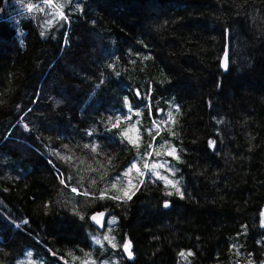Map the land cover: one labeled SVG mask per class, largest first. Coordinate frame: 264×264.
I'll use <instances>...</instances> for the list:
<instances>
[{
	"label": "trees",
	"instance_id": "16d2710c",
	"mask_svg": "<svg viewBox=\"0 0 264 264\" xmlns=\"http://www.w3.org/2000/svg\"><path fill=\"white\" fill-rule=\"evenodd\" d=\"M6 1L0 0V224L12 227L20 241L12 256L0 254V264L26 247L35 249L43 264H113L110 257L117 264H259L264 0H153L164 8L158 12L148 6L136 10L135 0H72L55 10L29 0L45 10L34 11L35 33L26 47L5 11ZM56 11L68 19L55 18ZM251 78L263 81L254 84ZM51 95L58 96L56 105L44 102ZM63 100L70 108H58ZM72 103L79 110L84 106L75 122L79 110ZM112 110L115 117L130 119L112 128L107 119ZM21 119L26 129L15 131ZM81 119L95 124L85 130L96 136L88 139L89 147L78 137L80 131L86 136ZM69 123L71 129H64ZM131 125L139 129V149L121 134ZM61 133L82 150L71 169L60 159L68 153L55 150ZM129 135L135 139L137 133ZM150 143L171 162L168 178L179 181L183 197L165 181L133 171L131 199L106 197L83 205L108 209L117 220L110 234H117V246L92 247L87 225L103 230L91 219L81 222L57 197L59 167L79 174L75 187L92 191V178L100 174L109 180L131 162L140 163ZM170 148L178 160L165 154ZM6 236L0 246L7 245L10 232ZM128 242L130 258L122 247ZM182 250H192L187 263Z\"/></svg>",
	"mask_w": 264,
	"mask_h": 264
},
{
	"label": "rangeland",
	"instance_id": "374dc122",
	"mask_svg": "<svg viewBox=\"0 0 264 264\" xmlns=\"http://www.w3.org/2000/svg\"><path fill=\"white\" fill-rule=\"evenodd\" d=\"M95 3V0H92ZM31 3L29 0H7L5 3V11L9 14H11L9 17L12 18V21L14 22V25L16 27L17 30V35L19 37V41L20 44L23 45L24 47H26L30 41V36L32 34H34V27L37 23V16L35 12H28L27 11V4ZM53 3H55V0H53ZM64 4L66 3V0H59L58 4ZM38 4V3H35ZM96 4V3H95ZM134 8L136 10L139 11H143L144 9H148L152 10L153 12H158L161 11L164 8H161V5L156 4L153 0H147V1H137L135 0V3H133ZM101 6V5H100ZM168 6H165V8H167ZM102 8V6H101ZM98 9V8H97ZM100 11V9H98ZM105 77V75L103 74L101 76V80H103ZM258 79V78H257ZM255 78H251L250 81L254 84H256L259 81H263L262 78H260L259 80H257ZM262 79V80H261ZM70 80H73L72 78H70ZM264 82V81H263ZM95 91L90 92L86 97H85V101L84 104L88 103L91 98L94 96ZM78 95V93L76 94V96ZM53 96H46L44 99V102L49 103L50 105H56L55 102H53V100H56L58 102V96H54V98H52ZM83 99V97L80 96V100ZM66 107V108H70L69 105V101L63 100L61 103H58V108L62 109V107ZM71 108H73L74 110H79V107L77 106V104L74 105V103H72ZM83 103L82 105H80V109L74 116H73V121L75 122L76 118L78 121L79 117L81 116V111L83 113ZM64 109V108H63ZM116 112V110H112L107 112V119L109 120V117H111L112 123H115L116 117L113 115ZM81 122L84 123L85 127L82 125V129L85 132L86 127H93L95 128V124H91L89 126H87V122L83 119L80 120ZM18 126L16 127L15 131H20L22 132L23 129L25 130L26 127L23 124V120L21 119L18 122ZM64 129H71L70 123L64 128ZM41 131L44 133V130L41 128ZM66 131H63V133H65ZM82 132L80 131L78 134L79 138H85L86 140V145H91L92 142L90 140H88L90 137L94 138L95 133L93 132V130L91 128H88V133H86V136H83L81 134ZM91 133V134H89ZM60 135H62L60 137L59 140H55V150H62L63 152H66L68 154H62L60 156V159L67 164L68 168L71 169L76 161L78 160L77 157V153L82 152V150L78 147V145L76 144V142L71 139V137L67 138V140H65V137L63 136V134L61 133ZM97 135L99 136V134L97 133ZM40 138V136H39ZM19 138L15 137L14 141H18ZM34 143V142H33ZM45 143V142H44ZM35 144V143H34ZM51 147L49 146L47 148V152H51ZM72 153V154H71ZM182 155V154H181ZM68 157H70L71 159H68ZM181 158L183 159V156H181ZM164 161H168V167L171 168V162L168 160L167 157H165L163 154L161 155V157H152V159L150 160L151 162H158V163H162ZM81 164H83V162H81ZM59 167V166H58ZM59 171L61 173L62 179L65 181L64 184L61 183L60 187H59V191H58V195L57 197L59 199H61V201H63L66 205H68L69 208H67L71 213H74L76 215V217L81 221V222H86L87 219H91L92 217V207L90 208H86L83 205H90V204H95L96 202H98L99 200H104L106 197H111L114 195H122V194H118L114 191H112L113 189L111 188V184L113 182H115V178L118 176H121V174L124 172H120L117 173L116 175H114L112 178H110L109 180H105L104 175H100L97 174V176H95L94 178H92L90 181V183L92 184V191H86L83 190L84 192H88L89 195L85 196L83 194H79V193H84L82 192V190H80L79 188L75 187L77 186L76 182L79 181L80 176L79 174L76 173H70V171L67 173H65L62 169H60L59 167ZM145 173H147V170H144ZM158 171H160L161 175L167 176L169 174L172 173V171H167L166 169H158ZM145 176H149L151 178L154 179H158L157 177H155L154 175H145ZM130 177H122V182L123 184L127 183V180L130 179ZM132 179V178H131ZM70 180L73 181L74 184L73 185L70 183ZM101 181V186L100 188H102L103 190L97 191V193L95 192V188L98 187L97 182ZM133 184L136 185V180L133 178ZM76 181V182H75ZM93 181H95V183H93ZM67 185V186H65ZM181 191V186L177 185ZM75 187L78 189V193H74L71 191V189ZM108 190V196H106L105 198L101 199L100 198V193L104 190ZM78 197H84L87 200H76ZM124 199V198H122ZM92 208V209H91ZM72 209V210H71ZM10 220H12L9 217ZM114 221V222H113ZM117 225V220L115 217H113L112 215L109 216V218L107 219L106 224L100 228L103 231L101 233L99 232H94L92 231L91 227L89 225H87L86 227V235L90 240V243L92 245V247L98 245L96 243V239H100L101 243H99V245H102L104 243H108L106 240L103 239V237L105 235H109L110 237H114L116 240V236L117 234L111 236V232L113 231V229L116 227ZM261 226L262 228L259 230L257 229V235L259 234V232H262V240L257 243V247L256 250L258 251V254H260L263 258L262 261L259 264H264V206L262 208V221H261ZM0 227H2V229L0 228V240L2 243L6 244L7 242V236L6 233L10 232L11 237L8 240V243L6 246H0V254L2 256H5L6 254L9 256H12L14 252L17 251L16 245L19 243L20 241V236L19 235H14L15 234V230L12 227H8L6 226V224H0ZM14 235V236H13ZM109 244V243H108ZM241 251V250H240ZM29 253H31V255H29ZM38 253L35 249L33 248H29L26 247L23 251V254L21 256H17L13 259L12 262H3L1 264H43L39 257L37 256ZM184 253V256H181V261L182 262H188L191 255H192V250H182L180 252ZM188 253H191V255H188ZM242 253V252H241ZM125 255L128 256L127 252H125ZM133 255V254H132ZM129 257V256H128ZM132 257V256H131ZM130 258V257H129ZM111 261L113 262V264H117L116 260L114 258H111ZM180 261V260H179ZM217 264H221L218 263V261L216 262ZM106 264V262L104 263ZM239 264H243L241 261Z\"/></svg>",
	"mask_w": 264,
	"mask_h": 264
},
{
	"label": "snow or ice",
	"instance_id": "6c2138e0",
	"mask_svg": "<svg viewBox=\"0 0 264 264\" xmlns=\"http://www.w3.org/2000/svg\"><path fill=\"white\" fill-rule=\"evenodd\" d=\"M72 2V0H66V3L70 4ZM41 4L43 5H47L49 8L52 9H62L64 7V4H54L53 0H41ZM41 4H32V3H28L27 4V11L28 12H44V7L41 6ZM55 18L58 19H63V20H67L68 16L63 12V11H56L55 12ZM48 24H51V20H49L47 22ZM41 35H43V33H41ZM225 67H227V57H225ZM125 103L127 104V98H125ZM129 107H131L129 105ZM136 115H140V113H136ZM126 119H130L129 118H124V120ZM124 120H122L121 117L117 116L116 117V121L115 123H112V128H119L120 124L122 122H124ZM109 122H111V117H109ZM165 124L167 122H164ZM159 125H156V135H159ZM129 131H135L137 133L136 138L134 139L132 136L129 135ZM91 134V133H89ZM121 134L128 140V142L130 144H132L135 148L139 149L140 147V136H139V129L136 128L135 125H131L128 129H123L121 131ZM148 135H151V130L148 131ZM155 140V137H153V141ZM210 144H214V141H210ZM85 147H89L88 145H85ZM148 148L151 149V151H146L145 154L143 156H141L140 159V163L137 162H131L130 166L121 174V176H118L115 178V182H113L111 184V188L116 190L119 193H122V195H114L111 196L109 198L114 199V200H121L122 198H126V199H131V196L134 195V192L131 191L132 188H135L136 185L133 184V180L130 178L127 180L126 184H123V186H120L122 183V177H130L131 174L133 173V171H135V173L137 174L138 177H143L145 176V171H142L140 164H142V168L144 170H147V172L151 175H154L155 177H157L160 180L165 181L166 186L167 185H171L173 188H175L176 192L179 193L181 195V197H183V193L180 192L179 187L177 186L179 181H173L171 179H169L167 176L161 175L160 171H158V169H166L167 171H172L171 168L168 167V161H164L162 163H158V162H149L150 158L152 157V155H156V156H160L161 152L159 150H156L154 148L153 144H149ZM97 148L96 146H92V151H96ZM166 155L168 156H172L174 159H179V156L176 154V149L175 148H170L166 153ZM68 159H71L70 157H68ZM174 174V173H173ZM140 183H143V180L139 181ZM61 183L64 184L65 181L62 179ZM93 183H95V181H93ZM67 186V185H65ZM72 192L74 193H78V189L73 187L71 189ZM79 194H83L85 196L89 195L88 192H84V193H79ZM169 195H171V193H168ZM106 196H108V190H104L100 193V198L103 199ZM165 206L167 207V203L165 204ZM104 215V213H100L97 215H93L91 217L92 220L96 221L97 224H100L101 227H103L104 225L101 224V220L98 217H102ZM114 222V221H113ZM104 240H106L109 244L112 245V247H116V243L115 238L114 237H110L109 235H105L103 237ZM96 243L99 244L101 243L100 239H96ZM123 249L125 252H127L128 256L131 257L132 256V252H131V245L130 242L125 243L122 245ZM29 255H31V253H29ZM86 255H90V254H86ZM184 253H181V256H184ZM188 255H191V253H188ZM85 264H87V262H85ZM93 264H95V262L93 261Z\"/></svg>",
	"mask_w": 264,
	"mask_h": 264
},
{
	"label": "water",
	"instance_id": "95a60500",
	"mask_svg": "<svg viewBox=\"0 0 264 264\" xmlns=\"http://www.w3.org/2000/svg\"><path fill=\"white\" fill-rule=\"evenodd\" d=\"M225 64V63H224ZM224 66V65H223ZM225 67V66H224ZM167 206H168V202H167ZM110 210H108V209H101V210H99V211H95V212H93L92 213V216L93 215H97L98 216V214H100V213H104V215L102 216V217H98L100 220H101V224H105V222H106V219H107V217H108V215L110 214ZM92 222H93V224L95 225V226H97V227H101V225L100 224H97L96 223V221H94V220H92Z\"/></svg>",
	"mask_w": 264,
	"mask_h": 264
}]
</instances>
